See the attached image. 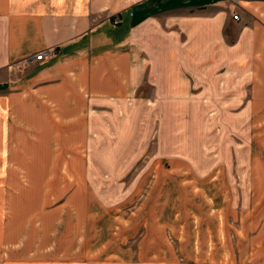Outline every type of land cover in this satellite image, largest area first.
<instances>
[{
  "label": "rangeland",
  "instance_id": "obj_1",
  "mask_svg": "<svg viewBox=\"0 0 264 264\" xmlns=\"http://www.w3.org/2000/svg\"><path fill=\"white\" fill-rule=\"evenodd\" d=\"M245 5L156 19L152 82L100 104V117L58 120L50 104L10 103L2 244L57 264H264V90L241 98L224 75ZM178 47L198 51L197 65L165 72L162 52Z\"/></svg>",
  "mask_w": 264,
  "mask_h": 264
},
{
  "label": "crops",
  "instance_id": "obj_2",
  "mask_svg": "<svg viewBox=\"0 0 264 264\" xmlns=\"http://www.w3.org/2000/svg\"><path fill=\"white\" fill-rule=\"evenodd\" d=\"M244 1L246 5L238 15L241 30L235 42L225 43L224 61L226 88L239 89L241 98L248 96L249 89L264 90V16H255L256 9L264 12V1ZM220 2L0 0V153L8 150L4 143L10 103L29 100L36 110L42 103L50 104V116L58 120L92 118L94 114L100 117V104L121 103L145 79L152 82L149 40L156 19L173 12L180 13L173 16L184 15ZM114 18L119 19L116 25ZM207 20L211 23L215 19ZM144 38L142 47L137 40ZM44 49L50 50L48 57L26 64L27 58ZM197 54H186L179 47L175 53L163 51L162 63L168 67L163 70H191L188 62L196 66L193 60L200 58ZM175 95L185 102L184 90L177 89ZM14 248L0 241V264H57L18 255L19 250ZM73 261L60 264H76Z\"/></svg>",
  "mask_w": 264,
  "mask_h": 264
},
{
  "label": "built area",
  "instance_id": "obj_3",
  "mask_svg": "<svg viewBox=\"0 0 264 264\" xmlns=\"http://www.w3.org/2000/svg\"><path fill=\"white\" fill-rule=\"evenodd\" d=\"M235 19L237 18L238 19V15H235L234 17ZM50 55V50L49 49H44V50H41L39 51L38 53H36L35 55H33L32 57H29L27 59V61L29 63H33V62H36V61H41L43 60L44 58L48 57Z\"/></svg>",
  "mask_w": 264,
  "mask_h": 264
}]
</instances>
